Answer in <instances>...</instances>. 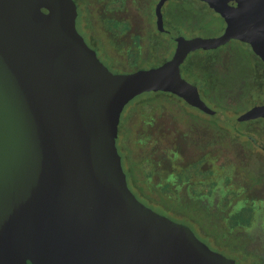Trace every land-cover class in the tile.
Listing matches in <instances>:
<instances>
[{
  "label": "water",
  "instance_id": "obj_1",
  "mask_svg": "<svg viewBox=\"0 0 264 264\" xmlns=\"http://www.w3.org/2000/svg\"><path fill=\"white\" fill-rule=\"evenodd\" d=\"M231 2L225 36L264 61V0ZM76 18L73 0H0V264H235L128 192L118 112L158 71L112 75Z\"/></svg>",
  "mask_w": 264,
  "mask_h": 264
},
{
  "label": "flooded vegetation",
  "instance_id": "obj_2",
  "mask_svg": "<svg viewBox=\"0 0 264 264\" xmlns=\"http://www.w3.org/2000/svg\"><path fill=\"white\" fill-rule=\"evenodd\" d=\"M73 1L80 36L112 75L158 71L118 112L128 192L194 222L201 238L167 218L235 264H264V61L225 36L228 0Z\"/></svg>",
  "mask_w": 264,
  "mask_h": 264
},
{
  "label": "rangeland",
  "instance_id": "obj_3",
  "mask_svg": "<svg viewBox=\"0 0 264 264\" xmlns=\"http://www.w3.org/2000/svg\"><path fill=\"white\" fill-rule=\"evenodd\" d=\"M76 27H77V30H78L79 34L81 32V34L83 35V32L80 29V21L77 22V26ZM86 41H87V43H89L87 39H86ZM167 218H169L171 220L173 219V220H176V221H180V220L183 221L181 217H179L178 215H174V214L168 215ZM183 222L189 224V226L193 228L194 232L200 237L199 231L196 229L197 226L194 225L195 224L194 222H191V220L190 221H183ZM206 243H208V242L206 241ZM208 246L211 249H216L217 248L212 243H208ZM223 250H225L227 252L226 254H228V251L226 249H223ZM234 258H235L237 264H249L244 258L236 257V256Z\"/></svg>",
  "mask_w": 264,
  "mask_h": 264
}]
</instances>
